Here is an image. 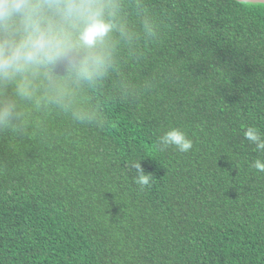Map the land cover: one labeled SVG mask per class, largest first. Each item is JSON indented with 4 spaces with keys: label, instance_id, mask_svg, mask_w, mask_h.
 <instances>
[{
    "label": "trees",
    "instance_id": "obj_1",
    "mask_svg": "<svg viewBox=\"0 0 264 264\" xmlns=\"http://www.w3.org/2000/svg\"><path fill=\"white\" fill-rule=\"evenodd\" d=\"M113 2L104 74L0 122V264H264V3Z\"/></svg>",
    "mask_w": 264,
    "mask_h": 264
},
{
    "label": "clouds",
    "instance_id": "obj_2",
    "mask_svg": "<svg viewBox=\"0 0 264 264\" xmlns=\"http://www.w3.org/2000/svg\"><path fill=\"white\" fill-rule=\"evenodd\" d=\"M113 0H0V122L11 119L15 97L31 98L40 87L60 94L70 82L101 77L111 61ZM63 69V75L57 72ZM11 88V96L7 90ZM244 137L264 152V137L249 126ZM188 152L193 141L178 127L159 136L156 148ZM139 160L129 162L135 184L151 186ZM264 172V159L252 165Z\"/></svg>",
    "mask_w": 264,
    "mask_h": 264
},
{
    "label": "water",
    "instance_id": "obj_3",
    "mask_svg": "<svg viewBox=\"0 0 264 264\" xmlns=\"http://www.w3.org/2000/svg\"><path fill=\"white\" fill-rule=\"evenodd\" d=\"M241 2L264 3V0H237Z\"/></svg>",
    "mask_w": 264,
    "mask_h": 264
}]
</instances>
